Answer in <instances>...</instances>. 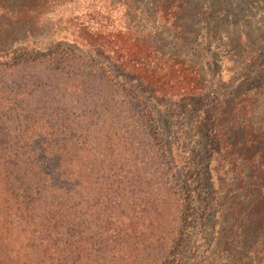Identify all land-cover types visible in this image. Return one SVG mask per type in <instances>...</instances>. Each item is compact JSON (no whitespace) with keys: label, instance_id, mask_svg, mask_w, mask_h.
Here are the masks:
<instances>
[{"label":"rangeland","instance_id":"obj_1","mask_svg":"<svg viewBox=\"0 0 264 264\" xmlns=\"http://www.w3.org/2000/svg\"><path fill=\"white\" fill-rule=\"evenodd\" d=\"M130 2L134 10L95 2L98 12L81 18L105 35L107 56L115 57L113 41L119 47L117 66L125 86L107 112L105 104L99 107L90 98L70 107L71 97L52 86V77L59 76L53 67L0 71V87L15 101L11 108L0 104V264L164 262L181 226L172 195L179 186L168 184L166 175L164 185L157 176L171 177L172 167L187 180L184 158L197 141L206 146V138L193 129L196 115L213 106L226 111L228 129L218 131L227 132L233 143L231 165L221 160L212 165L219 184L264 188V0ZM83 9L80 3L75 13ZM134 41L146 44V60L164 66L159 74L179 73V92L187 77L199 82V100L173 105L143 90L125 63ZM96 62L106 67L104 60ZM129 87L155 111L160 140L137 122L140 112L126 96ZM160 142L167 154L158 150ZM61 158L71 165L70 185L63 184L68 175ZM159 185L171 194L170 211L161 207ZM55 207L61 209L58 215H44Z\"/></svg>","mask_w":264,"mask_h":264},{"label":"trees","instance_id":"obj_2","mask_svg":"<svg viewBox=\"0 0 264 264\" xmlns=\"http://www.w3.org/2000/svg\"><path fill=\"white\" fill-rule=\"evenodd\" d=\"M95 2L96 5L104 2V8L107 4L112 7L123 5L134 10L130 0H0V71L24 65L53 67L59 76L52 77V86L71 97L74 103L70 107L90 98L99 107L105 104L106 112L110 110L109 102L113 103L125 84L122 83L120 66H117L119 47H116L115 41L112 42L115 57L111 58L106 55L109 45L101 30L92 29L87 20L81 21L82 17L95 13ZM80 3L84 5V12L75 13ZM148 51L144 42L132 43L125 61L136 75L130 74L131 79L135 78L143 90L150 91L152 97L159 101L189 106L191 101L199 100V96L195 95L199 82L187 77L179 92V73L170 70L169 76L159 74L160 70H157L164 69V66L158 60H146ZM97 59L104 60L106 67L96 62ZM164 85L168 89L160 88ZM6 94L7 91L0 87V104L11 108L15 101H8ZM126 96L136 103L140 112L137 122L148 129L152 138L160 140L161 127L153 108L132 87H129ZM109 114L114 115V111L111 109ZM201 115H196L193 129L206 138V146L202 141H197L194 149L188 151V156L184 158L185 166L190 169L186 173L187 180L183 181V176L180 177L172 167L168 168L174 171L171 177L168 172L158 173L157 176L164 185L166 180L163 176L166 175L168 184L175 182L179 186V191L172 195L176 198L175 208L181 219L180 229L169 245L167 259L161 264H264V188L252 190L234 183L219 184L212 165L221 160L230 166L233 154V143L228 133L218 131L219 127L228 129V115L225 110H218L214 106L205 111V115L202 111ZM65 148L71 147L66 144ZM167 148L164 142L158 145V150L163 149L166 154ZM67 160L61 158L59 164L67 165L64 173L69 177L63 181L67 183L63 184L70 185L72 170ZM173 162L175 160L170 157L169 164ZM48 176L52 181L50 173ZM164 185H159L157 191L163 192L161 207L170 211L171 194ZM237 190L240 200H237ZM51 191L56 193V186ZM249 197L252 200L247 203L245 200ZM19 210L22 215L23 210ZM60 211L55 207L44 215L53 218ZM13 231L15 229L11 235ZM120 233H124V230H119L113 237V244L118 241ZM32 234L33 239L37 240L40 231L35 229ZM48 237H51L50 233Z\"/></svg>","mask_w":264,"mask_h":264}]
</instances>
